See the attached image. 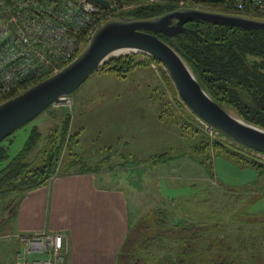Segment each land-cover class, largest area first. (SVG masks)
<instances>
[{
    "label": "rangeland",
    "instance_id": "1",
    "mask_svg": "<svg viewBox=\"0 0 264 264\" xmlns=\"http://www.w3.org/2000/svg\"><path fill=\"white\" fill-rule=\"evenodd\" d=\"M84 47L77 44L76 56ZM136 61L125 74L98 69L63 103L50 105L13 131L3 140L9 157L23 147L32 127L44 137L68 117V134L73 135L67 136L59 164L76 160L72 168L82 163L105 170L107 185L127 194L131 225L146 212L156 218V208L173 210L184 220L215 224L219 235H228L233 245L238 235L247 239L250 251L242 253L241 264H264V176L220 154L213 155L214 175L209 176L193 150L202 137L193 123L212 136L213 130L182 102L160 63L144 55H137ZM12 222L11 218L0 228V264L13 258L10 245L18 247L21 234L14 233ZM141 233L136 237L146 234ZM177 244L170 242L172 247ZM140 247L143 258L133 257L129 263H153L158 256L155 246Z\"/></svg>",
    "mask_w": 264,
    "mask_h": 264
},
{
    "label": "trees",
    "instance_id": "2",
    "mask_svg": "<svg viewBox=\"0 0 264 264\" xmlns=\"http://www.w3.org/2000/svg\"><path fill=\"white\" fill-rule=\"evenodd\" d=\"M108 1L114 6L105 7L98 4L99 12L102 13L100 19L103 21L114 15H158L177 8L179 0ZM185 1L193 7L264 17V14L252 7L237 6L233 0ZM185 26L187 29L172 37L161 33H157V36L176 49L203 89L219 105L231 109L241 119L264 128V29L213 24L203 20H192L185 23ZM92 32L93 30L90 33L84 30L80 33L77 44L86 46ZM137 55H144L159 63L150 55L136 52L109 57L98 69L125 74L137 63ZM48 75L50 74L27 75L8 88H3L0 82V103ZM193 125L194 131L202 136L200 143L195 145L193 150L200 155L198 160L209 176L214 175L213 155L217 154L229 158L241 167H253L259 178L264 176V153L245 147L215 128L212 129V136L199 125ZM68 129V117L60 128L54 127L44 137L36 127H32L23 147L12 157H9L7 145L3 140L0 142V228L14 217L28 190L61 174L99 171L98 167H86L82 163L72 168L77 164L76 160L64 165L59 164L62 148L64 144L68 146V137L73 135L68 134ZM251 151L262 155L263 158L248 154ZM258 182L256 184H259ZM244 188L248 189L249 186ZM172 212L156 208L152 214L156 218H149L151 214L146 212L136 223L130 224L117 255V264H130V259L136 256L143 258L140 246H146L147 243L150 248L155 246L158 253L162 254L160 256L157 253L158 256L154 257L155 261L151 264H241L242 253L250 251L247 239L238 235L236 239H239V242L233 245L228 235H219L215 224L184 220L182 215ZM147 232L152 235L148 236ZM140 233L146 234L137 238L136 235ZM165 240H169V245ZM170 242L178 244L172 247ZM18 250L20 249L17 247L15 255L19 253ZM248 253L246 257H249ZM8 263L37 264L32 261L17 262V259H11Z\"/></svg>",
    "mask_w": 264,
    "mask_h": 264
},
{
    "label": "water",
    "instance_id": "3",
    "mask_svg": "<svg viewBox=\"0 0 264 264\" xmlns=\"http://www.w3.org/2000/svg\"><path fill=\"white\" fill-rule=\"evenodd\" d=\"M89 1L109 5L108 0ZM192 20L264 29V17L199 7H177L149 17L111 16L94 30L84 49L72 61L0 103V142L50 105L63 103L64 96L79 87L109 57L140 52L150 55L165 68L179 98L197 118L245 147L264 153V128L219 105L203 89L176 49L157 36L161 33L172 37L187 29L185 23Z\"/></svg>",
    "mask_w": 264,
    "mask_h": 264
},
{
    "label": "built area",
    "instance_id": "4",
    "mask_svg": "<svg viewBox=\"0 0 264 264\" xmlns=\"http://www.w3.org/2000/svg\"><path fill=\"white\" fill-rule=\"evenodd\" d=\"M233 2L264 14V0ZM178 7L191 6L188 1L179 0ZM101 14L98 4L89 0H0V82L3 88L27 75L53 74L61 65L72 61L77 53L78 35L84 30L89 32L91 25L94 32L103 22ZM64 237L62 232L21 235L20 261L25 262L33 253L36 256L31 261L34 263L65 264Z\"/></svg>",
    "mask_w": 264,
    "mask_h": 264
},
{
    "label": "crops",
    "instance_id": "5",
    "mask_svg": "<svg viewBox=\"0 0 264 264\" xmlns=\"http://www.w3.org/2000/svg\"><path fill=\"white\" fill-rule=\"evenodd\" d=\"M104 171L61 174L28 190L12 217L14 233L62 232L66 264H117L129 204L121 187L107 185ZM18 241L19 253L12 245L9 251L20 262Z\"/></svg>",
    "mask_w": 264,
    "mask_h": 264
}]
</instances>
